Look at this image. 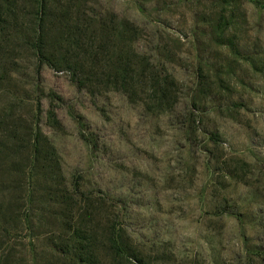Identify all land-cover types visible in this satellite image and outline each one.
Wrapping results in <instances>:
<instances>
[{
	"label": "rangeland",
	"instance_id": "1",
	"mask_svg": "<svg viewBox=\"0 0 264 264\" xmlns=\"http://www.w3.org/2000/svg\"><path fill=\"white\" fill-rule=\"evenodd\" d=\"M38 1L0 0V264H264V0Z\"/></svg>",
	"mask_w": 264,
	"mask_h": 264
},
{
	"label": "trees",
	"instance_id": "2",
	"mask_svg": "<svg viewBox=\"0 0 264 264\" xmlns=\"http://www.w3.org/2000/svg\"><path fill=\"white\" fill-rule=\"evenodd\" d=\"M46 9H47V6H46V3L44 2V0H39L38 6H37V13H39L40 16L45 15ZM41 22H42V20H41V18H39V25H38L36 32H35L33 46H34V50H35L36 56L38 57L39 62L40 63L46 62L51 66L52 63L50 61V58L45 55L44 50H43L44 36H43L42 30H41V24H42ZM37 136L38 135H36V138H38ZM34 147H35V152H36L37 145L35 144Z\"/></svg>",
	"mask_w": 264,
	"mask_h": 264
}]
</instances>
